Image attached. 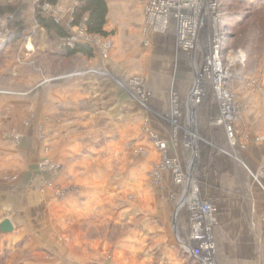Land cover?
I'll list each match as a JSON object with an SVG mask.
<instances>
[{"label": "rangeland", "instance_id": "obj_1", "mask_svg": "<svg viewBox=\"0 0 264 264\" xmlns=\"http://www.w3.org/2000/svg\"><path fill=\"white\" fill-rule=\"evenodd\" d=\"M106 1L107 34L92 35L86 29L87 13L80 24H74L82 0H0V6L23 8L18 35L11 31L6 15L0 16V187L9 183L12 190L11 207L1 215L26 227L27 207L30 219L32 215L39 224L34 229L58 232L51 244L45 238L30 242L33 231L24 236L26 240L1 239L0 264H176L174 258L180 255L172 195L179 191L172 169L164 165L168 157L159 151L164 141L153 132L157 129L150 100L158 95L165 102L171 93L178 103L180 96L187 99L193 89L188 82L195 71V56L204 75L190 97L191 114L185 103L179 104L183 114H197L203 102L199 98L208 94L207 99L212 95L221 108L216 99L218 63L228 70L222 88L237 112L232 118L217 114L215 123L227 124L226 131H233L230 120L243 123L242 114L253 109L264 113V0H203L174 8L168 13L166 30L147 18L144 35L138 26L143 20L141 6L150 0ZM183 3L187 2L178 1ZM39 13L67 35L45 28L38 21ZM151 32L175 38L183 52L177 53L181 63L173 61L174 50L165 40L142 47L143 36L151 42ZM82 45L90 46L92 54L70 55L64 49ZM129 46L130 58L125 56ZM143 50L158 57L148 67L145 60L132 58ZM213 50L219 60L213 61ZM146 70L156 71V80L161 81L149 86ZM173 70L176 88L171 87ZM110 73L122 81L139 79L146 103L135 99L132 89ZM160 162L171 172L158 173ZM96 176L113 185L99 205L90 184ZM38 183L51 186V194L30 192ZM0 198H5L3 192ZM69 198L80 201V220L68 216Z\"/></svg>", "mask_w": 264, "mask_h": 264}, {"label": "crops", "instance_id": "obj_2", "mask_svg": "<svg viewBox=\"0 0 264 264\" xmlns=\"http://www.w3.org/2000/svg\"><path fill=\"white\" fill-rule=\"evenodd\" d=\"M145 1L147 0H144V2ZM145 6L143 4L141 6L143 20L138 25L140 28V35L145 34V26L147 27ZM109 11L108 8V13ZM107 21L108 19H106L105 25L108 23ZM151 33V42H145V36H143L142 47L146 49L150 47L152 43H155L153 41L161 43L165 40L166 44H170L174 50L173 54L175 57L173 61L176 62V65L181 63L177 58V53L182 52V50H179L181 47H179V43H177L179 46L176 44L175 38L165 33ZM159 35L161 37H157ZM99 49H101V46ZM129 50L130 46L125 50V52L127 51L125 56L130 58L133 54L132 51L129 53ZM149 52L150 51L147 50L140 51L132 58H137L140 62L141 59L142 61L145 60L146 67H148L152 64L151 62L153 60L158 58L151 54V52L149 54ZM181 54L183 55V52ZM194 57L192 56V62L194 63L193 65H195V71L194 74H190L191 80L188 82L189 86L191 85V88H193L190 96H188L187 99L185 96H180L181 100H179L178 103L176 97L171 99L172 93L171 96L169 95V97H167L168 99H166L165 102H163L161 98H158V95H154L149 102L154 112L153 119L157 129V131L153 132L160 140H163L165 144V147L162 149L160 148L161 150L159 149L160 154H163V158L168 157L176 160L186 175L185 183L176 185L179 191L178 194L174 193L172 195V198L176 201L173 210V215L175 217V226H173V230L178 246V254L180 255V258H174V261L176 264H200L183 246V242H188L190 226L188 213L182 204L184 203L186 194L191 185L197 184L200 190V196L211 202L216 208L214 236L219 264H264V113H258L256 109H253V111L251 110L250 112L242 114L245 119L243 123L241 120H230L236 130L229 131L227 128L229 136H227L226 124L221 122L215 123L217 114H221L224 117H226V115L221 113L219 104L213 100L212 95L211 98L207 99L210 94H208L207 97L199 98V100L203 102L200 104L201 107L197 114L193 116H187L186 113L183 114L181 110H179V104L183 105V103H185L188 106L189 114H191V109L194 105H191L190 97H192L195 90L198 91L199 80L200 78L202 79L204 75L202 64L200 67ZM103 60L106 62L105 58ZM150 72L152 78L149 76ZM175 72L176 70H173L172 88L177 87V76ZM143 74L149 86L150 83L161 81L156 80V71L154 70H146ZM103 75L106 76L107 73ZM113 76L117 77L120 83L132 89L135 99L139 100L141 103H146L144 102L146 101L144 99L146 97L145 93L141 91L137 83L139 79H131V77H129L122 81V77ZM181 83L182 80H180L178 86H181ZM173 91L174 90H172V92ZM248 101L251 102V104L253 103L252 98L248 99ZM195 106H197V102ZM173 116L178 117V120L174 122ZM157 169L158 173L162 174L167 168L160 162L157 165ZM11 179L13 180L12 176ZM31 184H33L32 180ZM90 184L95 193L93 199L95 202L97 201V205L101 204L104 200L102 199L105 195L104 192H108L113 186L106 182H102L98 177L96 180L91 179ZM18 185L19 183L17 186ZM8 186L9 183L4 184L3 188L2 185L0 187V194L2 192L5 194V198H0V222L7 218L5 215H1L2 210L11 207V202L8 203V200L11 198L10 193L12 190L11 187ZM14 190L19 191L16 187ZM50 190H52L51 186L48 188L45 183H38L36 184V188H32L30 192L38 194L40 191H48L51 194ZM21 192L27 194V190L21 189ZM68 200L72 199L69 198ZM66 204L71 208L67 213L68 216L72 217L73 220L75 219V221L80 220V201L73 199L71 203L68 202ZM25 211L24 215L27 220V226L25 227L22 223L20 227H18L16 224L17 222L10 217L15 228L9 233L0 232V241L1 239L8 241L12 239L16 240L19 237L20 239L24 238L26 240L24 236H26V234L31 236L29 233L33 231L35 233L30 242H41L45 238L47 243L51 244L50 242L54 237H57V229L50 228L49 232L43 231L41 227H36L34 229V225L37 226L39 224L32 221V215L30 219L27 207ZM61 212L58 211L57 214L65 217V212ZM43 218H45V215L42 219ZM31 225H33L32 230L30 227ZM38 233H40L39 238L35 239ZM28 244L29 243H27V245ZM33 246L31 245V247Z\"/></svg>", "mask_w": 264, "mask_h": 264}, {"label": "built area", "instance_id": "obj_3", "mask_svg": "<svg viewBox=\"0 0 264 264\" xmlns=\"http://www.w3.org/2000/svg\"><path fill=\"white\" fill-rule=\"evenodd\" d=\"M178 1L187 3L178 4ZM200 1L203 0H150L146 5V12H154L155 16L153 17L159 22L158 13L161 5L170 6L169 10L172 13L174 8L182 9V7H187ZM162 19L165 18L161 17ZM161 147H165V144L161 143ZM164 165L172 169L176 184L185 183L186 175L176 160L166 158ZM183 207L188 213L190 226L188 242H183V246L200 264H219L214 236L215 206L200 196L199 187L195 184L191 185L186 194Z\"/></svg>", "mask_w": 264, "mask_h": 264}, {"label": "trees", "instance_id": "obj_4", "mask_svg": "<svg viewBox=\"0 0 264 264\" xmlns=\"http://www.w3.org/2000/svg\"><path fill=\"white\" fill-rule=\"evenodd\" d=\"M87 13L86 20V29L87 32L92 35H106L107 33L104 30V26L108 14V5L106 0H82V3L77 7L75 12L74 24H80L83 16ZM23 8L21 6H0V16L6 15L7 24L10 27L11 31L18 35L22 31L23 20L22 15ZM38 21L49 31H55L61 37L67 35V31L60 27L52 19H43V16L38 14ZM10 31V32H11ZM14 35V36H15ZM1 46V45H0ZM66 54L73 55L77 52H83L85 54L91 55L92 49L90 46L82 45L77 46L76 48L67 47L64 48ZM3 47H0V52H2Z\"/></svg>", "mask_w": 264, "mask_h": 264}, {"label": "bare ground", "instance_id": "obj_5", "mask_svg": "<svg viewBox=\"0 0 264 264\" xmlns=\"http://www.w3.org/2000/svg\"><path fill=\"white\" fill-rule=\"evenodd\" d=\"M170 8H171L170 6H162V5L160 6V11L161 12L158 13L159 22L153 17V16H155L154 12L147 11L146 12V15H148L147 18L149 19L150 23H151V21L152 22L154 21L156 27L158 29H160L161 31H164V30H166V28L168 26V13L170 12V10H169ZM161 17H163L165 19L161 20ZM194 33H195V27H193L192 32L188 34L189 35V41L191 42V43L189 42L190 43L189 46L192 45V43H193L192 40H194ZM217 49H219V48H216V50ZM212 56H213V61L217 60V59L219 60L217 51L213 50ZM232 62H234V61H232ZM215 71L217 73V76H215V78H216L215 84L219 85L218 86L219 88L217 89L218 96H217V93H216V99L222 105L221 108H220V111H221V113H224V115H226V117H231L232 118L233 116H235V114L237 112V107L229 100V96L226 93L223 92V88H222V86L226 83L225 79L227 77L228 70L227 69L224 70V68H221L220 67V63H218L216 68H215ZM220 89H221V91H220ZM228 130H230V129H228ZM182 206H183V204H182ZM179 207H181V206H179Z\"/></svg>", "mask_w": 264, "mask_h": 264}, {"label": "water", "instance_id": "obj_6", "mask_svg": "<svg viewBox=\"0 0 264 264\" xmlns=\"http://www.w3.org/2000/svg\"><path fill=\"white\" fill-rule=\"evenodd\" d=\"M192 114H194V112H192ZM14 228L15 226L9 218H6L0 222V232L2 233L12 232Z\"/></svg>", "mask_w": 264, "mask_h": 264}]
</instances>
